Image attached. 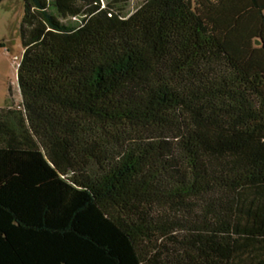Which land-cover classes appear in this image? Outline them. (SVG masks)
<instances>
[{"label":"trees","instance_id":"trees-1","mask_svg":"<svg viewBox=\"0 0 264 264\" xmlns=\"http://www.w3.org/2000/svg\"><path fill=\"white\" fill-rule=\"evenodd\" d=\"M23 0L0 109V264H264V0Z\"/></svg>","mask_w":264,"mask_h":264},{"label":"rangeland","instance_id":"rangeland-1","mask_svg":"<svg viewBox=\"0 0 264 264\" xmlns=\"http://www.w3.org/2000/svg\"><path fill=\"white\" fill-rule=\"evenodd\" d=\"M117 1V5L130 14L145 0ZM23 15V0H0V109L8 104L18 106L21 103L17 65L22 54L20 24Z\"/></svg>","mask_w":264,"mask_h":264}]
</instances>
